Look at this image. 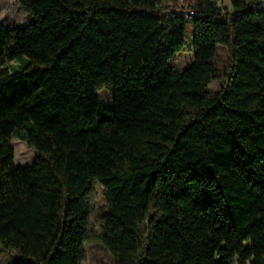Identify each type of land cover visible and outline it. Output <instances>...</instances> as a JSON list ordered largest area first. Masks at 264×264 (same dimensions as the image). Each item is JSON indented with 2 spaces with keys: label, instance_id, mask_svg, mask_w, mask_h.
I'll list each match as a JSON object with an SVG mask.
<instances>
[{
  "label": "trees",
  "instance_id": "1",
  "mask_svg": "<svg viewBox=\"0 0 264 264\" xmlns=\"http://www.w3.org/2000/svg\"><path fill=\"white\" fill-rule=\"evenodd\" d=\"M16 1L29 23L0 26V247L14 264H83L87 242L114 264H264V0ZM12 139L32 164H14Z\"/></svg>",
  "mask_w": 264,
  "mask_h": 264
},
{
  "label": "rangeland",
  "instance_id": "2",
  "mask_svg": "<svg viewBox=\"0 0 264 264\" xmlns=\"http://www.w3.org/2000/svg\"><path fill=\"white\" fill-rule=\"evenodd\" d=\"M181 1V0H178ZM183 1V0H182ZM184 4V3H183ZM180 6L182 3L179 4ZM218 7L223 12H230V5L223 1L218 3ZM29 18L21 11L16 0H0V26L14 27L25 26L29 23ZM186 34L189 37L191 24L188 20L185 21ZM191 42L188 41L183 46V49L178 54H175L171 60V64L178 70H182L191 61ZM28 61L26 56H19L10 62L6 63L9 71H18ZM216 74L222 76L227 67L228 53L227 49L222 46L217 47V54L213 58ZM220 89V80L211 81L207 90L217 92ZM112 87H104L96 91L97 96L109 103L112 95ZM11 145L14 150V164L16 166L30 165L34 162L36 153L28 148L23 142L18 139H12ZM88 204L92 207V214L89 218V227L95 232L99 229V222L103 211L105 210V200L103 195V187L99 184L93 185L91 194L88 196ZM85 258L83 264H114L112 257L99 245L94 242L84 244ZM18 260L15 253L5 250L0 247V264H14Z\"/></svg>",
  "mask_w": 264,
  "mask_h": 264
},
{
  "label": "built area",
  "instance_id": "3",
  "mask_svg": "<svg viewBox=\"0 0 264 264\" xmlns=\"http://www.w3.org/2000/svg\"><path fill=\"white\" fill-rule=\"evenodd\" d=\"M184 1V0H183ZM183 1H179V2H183ZM262 6H264V4H262Z\"/></svg>",
  "mask_w": 264,
  "mask_h": 264
},
{
  "label": "bare ground",
  "instance_id": "4",
  "mask_svg": "<svg viewBox=\"0 0 264 264\" xmlns=\"http://www.w3.org/2000/svg\"><path fill=\"white\" fill-rule=\"evenodd\" d=\"M182 1V0H181Z\"/></svg>",
  "mask_w": 264,
  "mask_h": 264
}]
</instances>
